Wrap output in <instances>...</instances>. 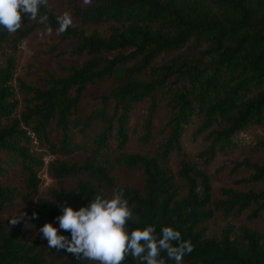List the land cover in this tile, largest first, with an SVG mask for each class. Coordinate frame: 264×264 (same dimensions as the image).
Returning a JSON list of instances; mask_svg holds the SVG:
<instances>
[{"label": "trees", "instance_id": "1", "mask_svg": "<svg viewBox=\"0 0 264 264\" xmlns=\"http://www.w3.org/2000/svg\"><path fill=\"white\" fill-rule=\"evenodd\" d=\"M69 5L82 26L72 24L62 34L61 15L48 4L35 20L25 15L15 33L0 28V177L12 167L18 178L17 184L0 183V264H96L49 248L46 241L54 259L49 261L38 240L24 238L25 223L39 233L46 223L59 229L63 207L79 210L95 195L110 198L106 191L120 190L135 221L127 222L129 231L155 225L159 236L162 227L172 226L192 242L194 250L182 264H264V227L229 222L240 216L264 219V164L246 157L235 161L234 170L248 173L239 182L260 186L222 187L221 197L214 198L211 177L185 157L182 145L193 128L192 135H204L206 142L198 157L209 162L236 146L246 129L264 126V0H69ZM84 25H106L108 34ZM39 30L57 39L44 54L69 41V49L52 57L67 54L77 62L55 61L56 68L33 84L14 78L13 67L18 48ZM105 83V92H90ZM138 126L139 140L155 144L153 154L126 152ZM33 142L55 156L47 163L51 178L79 177L73 187L39 195L44 161L31 150ZM257 144L264 146V138ZM77 151L80 160L72 158ZM173 156L179 157L177 171ZM117 167L139 171L141 185L117 183ZM18 200L32 205L13 225L3 213ZM216 214L226 226L208 236L207 224ZM60 234L71 238L70 232ZM161 256L175 264L166 253ZM124 264L141 261L128 256Z\"/></svg>", "mask_w": 264, "mask_h": 264}, {"label": "rangeland", "instance_id": "2", "mask_svg": "<svg viewBox=\"0 0 264 264\" xmlns=\"http://www.w3.org/2000/svg\"><path fill=\"white\" fill-rule=\"evenodd\" d=\"M82 2V1H81ZM49 6L53 7L56 12L63 15L65 12L70 13L73 25L82 26L81 21L72 13L69 5V0H48ZM88 30L96 28L103 35L108 34V29L106 25H84ZM43 36V37H41ZM45 41V43L43 42ZM47 42V43H46ZM57 39L53 35H47L44 31H36L30 37H28L24 44H22L15 53V63L13 67L14 78H21L29 83H37L39 79L45 76L46 71L53 70L56 68L55 61L60 64L69 65L71 63H76L77 58H72L66 55H59L52 57L59 50H67L73 44V42H63L58 44L56 51L52 53L44 54V51H48L54 43L56 44ZM162 57L157 61V63L162 62ZM148 76V74H146ZM144 79V77H142ZM16 85V82H13ZM109 87L108 83H105L99 88H93L90 90L92 94L98 95L105 92ZM17 98L19 100L18 111L21 109V95L17 91ZM164 104V101L160 102ZM135 124H132V127ZM136 133L130 135L128 141L126 152L129 153H143V154H153L155 151L154 143H143L139 140V135L141 134V128L138 126ZM193 128L187 129L186 133L182 139V145L185 153V157L189 160L197 163L202 169H204L211 177L213 186L214 198L221 197L222 187H233L239 189L247 188H258L260 184L258 183H246L239 182L242 177H247L248 173L245 169L234 170V162L241 160L242 158H248L252 162L259 164H264V146H259L258 141L264 138V126L262 127H250L246 129L241 135V140L239 143L228 150V152H219L218 155L209 162H204L203 158L198 157V154L206 147V142L204 140V135L193 136ZM31 150L35 156L43 157L44 166L39 170L38 175L41 178V184L39 188V195L48 196L49 190H67L74 186L76 180L79 177H69L66 179H54L51 178L47 172V163L55 158V156L48 153L45 148L36 144L35 142L31 145ZM60 158L62 156H59ZM72 158L76 160L82 159V151H77L72 154ZM172 168L174 171L178 170L179 167V157L173 156ZM5 174L0 177V183L3 184H17L18 178L14 174L15 169L10 167L7 168ZM115 181L119 184H127L131 186L139 187L141 185L142 175L137 170H127L124 168L117 167L114 171ZM106 194L112 198L115 194L111 191H106ZM32 201L18 200L16 207L5 211L3 216L7 221L12 220L17 215H22L24 209L30 207ZM229 222L239 225L245 224L251 228L262 229L264 227V219H252L249 220L245 216H240L238 218H231ZM227 221L223 220L219 214H216L207 224V234L212 236L214 234H219V232L226 226ZM24 238L31 242L32 240H38L39 251L45 253L49 261H53V257L47 253L46 239L36 231V229L31 225L30 221L27 220L25 223ZM60 261L59 264H63Z\"/></svg>", "mask_w": 264, "mask_h": 264}, {"label": "clouds", "instance_id": "3", "mask_svg": "<svg viewBox=\"0 0 264 264\" xmlns=\"http://www.w3.org/2000/svg\"><path fill=\"white\" fill-rule=\"evenodd\" d=\"M47 3L48 0H0V28L15 33L22 27L25 15L35 20ZM57 22V31L62 34L73 20L71 14L65 12ZM48 31L51 32V28ZM25 215L23 213L22 219ZM32 218H38V213H33ZM57 219L59 229L52 223L39 229L49 248L65 250L96 264H124L128 256L138 258L141 264H166L162 253L175 264H182L183 257L194 250L192 242L184 240L181 232L172 226L162 227L159 236L155 225L129 231L127 222L134 221L133 212L122 190L112 198L95 195L89 206L79 210L65 206ZM20 220L13 218L11 223L14 225ZM60 230L70 232L71 238L61 235Z\"/></svg>", "mask_w": 264, "mask_h": 264}]
</instances>
